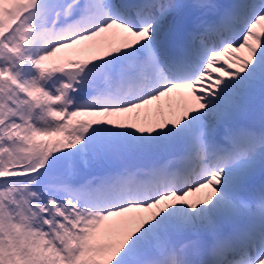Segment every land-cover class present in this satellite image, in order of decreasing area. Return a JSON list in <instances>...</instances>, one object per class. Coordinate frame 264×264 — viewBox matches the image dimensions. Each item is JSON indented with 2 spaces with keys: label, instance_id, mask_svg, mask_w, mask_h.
I'll return each mask as SVG.
<instances>
[{
  "label": "snow or ice",
  "instance_id": "6c2138e0",
  "mask_svg": "<svg viewBox=\"0 0 264 264\" xmlns=\"http://www.w3.org/2000/svg\"><path fill=\"white\" fill-rule=\"evenodd\" d=\"M0 264H264V0H0Z\"/></svg>",
  "mask_w": 264,
  "mask_h": 264
}]
</instances>
